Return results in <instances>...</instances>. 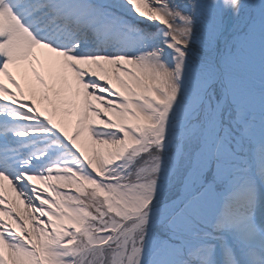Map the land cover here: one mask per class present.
<instances>
[{
	"label": "snow or ice",
	"instance_id": "1",
	"mask_svg": "<svg viewBox=\"0 0 264 264\" xmlns=\"http://www.w3.org/2000/svg\"><path fill=\"white\" fill-rule=\"evenodd\" d=\"M0 264H264V0H0Z\"/></svg>",
	"mask_w": 264,
	"mask_h": 264
},
{
	"label": "bare ground",
	"instance_id": "2",
	"mask_svg": "<svg viewBox=\"0 0 264 264\" xmlns=\"http://www.w3.org/2000/svg\"><path fill=\"white\" fill-rule=\"evenodd\" d=\"M71 127H72V126H71V125H69V131H71ZM22 207H23V205H21V208H22Z\"/></svg>",
	"mask_w": 264,
	"mask_h": 264
}]
</instances>
